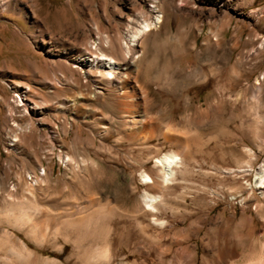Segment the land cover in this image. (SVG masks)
Listing matches in <instances>:
<instances>
[{"label":"rangeland","instance_id":"rangeland-1","mask_svg":"<svg viewBox=\"0 0 264 264\" xmlns=\"http://www.w3.org/2000/svg\"><path fill=\"white\" fill-rule=\"evenodd\" d=\"M152 4L0 0V264H264V0H159L123 58ZM97 27L151 137H126L118 82L90 73Z\"/></svg>","mask_w":264,"mask_h":264},{"label":"bare ground","instance_id":"bare-ground-1","mask_svg":"<svg viewBox=\"0 0 264 264\" xmlns=\"http://www.w3.org/2000/svg\"><path fill=\"white\" fill-rule=\"evenodd\" d=\"M159 0H152V12L156 14L154 16L153 22H146L141 21L139 23L138 27H135L133 32L129 34V39L125 43V46L122 47V57L123 58H130V48L133 46H137L140 42L141 38L150 32L153 28H155L159 23H161L162 19V13L157 8ZM87 8V7H86ZM86 10V9H85ZM86 12V11H85ZM71 24L69 22L65 24H61L60 28L61 32H57L64 35H70L73 34V32H78L81 36L82 30L77 28L74 29L70 26ZM133 28V27H132ZM64 29L65 31H63ZM97 34L99 35L97 37L98 43L95 46L96 54H91V52H87L85 55H87V61H89V67H90V73L95 75L99 80L105 81L107 84H110L113 81L118 82V88L122 90L121 99L116 103L117 107V114L119 120L121 119L122 125H123V131L128 138H147L151 137V133L153 130V122H151L150 118L147 117L145 109H141V102L140 98L142 95V90L135 86L131 88V90H128L131 84V73L132 68L130 66H126L125 73L123 78H119L117 74H119L117 71L120 68L121 61L114 58L113 56L109 55L108 53L111 50L110 44H107V40L101 36L102 30L100 28H96ZM59 31V30H58ZM69 31H73L72 33ZM96 34V33H95ZM177 38H175V48H181L187 38V34H185L184 31H177ZM216 40V39H215ZM108 52V53H107ZM126 59V60H127ZM125 62V61H124ZM74 68V67H73ZM89 74V76H91ZM116 79V80H115ZM96 83V82H95ZM76 85V83H75ZM76 87V86H75ZM137 87V88H136ZM99 89V88H96ZM90 95V94H89ZM139 95V96H138ZM16 97L19 98L20 105H22L23 100L21 99L20 95L16 93ZM78 101H73L74 106H78V102L80 100L85 99V94H79ZM90 98V97H89ZM92 98V97H91ZM94 99V98H93ZM92 99V100H93ZM72 102V101H71ZM79 107V106H78ZM81 108V107H80ZM75 112L79 111V108H74ZM81 110V109H80ZM84 110V109H83ZM156 126V125H155ZM157 127V126H156ZM168 135V134H165ZM180 138V137H179ZM181 140V139H180ZM16 141V140H15ZM182 146H184L183 143H180ZM185 149V148H184ZM178 154H168L164 155L158 159H156L158 166L160 167L159 171V183L160 185L169 184L171 181V177L174 174V168L177 167V163H179V158L177 157ZM180 157V156H179ZM143 182L144 184H152L151 178H149L147 175H143ZM255 186L258 189L264 188V170H260L257 172V177L255 181ZM261 195L264 196V192L260 191ZM160 199L159 193L155 196H148L145 195L144 197V205L148 207L149 209H153V205L157 203V201Z\"/></svg>","mask_w":264,"mask_h":264}]
</instances>
